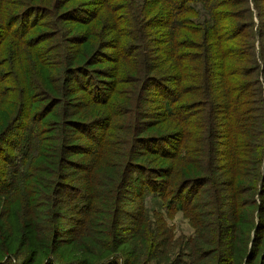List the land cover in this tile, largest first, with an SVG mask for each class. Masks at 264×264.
<instances>
[{"label": "trees", "instance_id": "obj_1", "mask_svg": "<svg viewBox=\"0 0 264 264\" xmlns=\"http://www.w3.org/2000/svg\"><path fill=\"white\" fill-rule=\"evenodd\" d=\"M263 153L264 0H0V264H94L137 238L105 264H228ZM146 193L195 238L142 234Z\"/></svg>", "mask_w": 264, "mask_h": 264}, {"label": "rangeland", "instance_id": "obj_2", "mask_svg": "<svg viewBox=\"0 0 264 264\" xmlns=\"http://www.w3.org/2000/svg\"><path fill=\"white\" fill-rule=\"evenodd\" d=\"M259 18L255 16L254 21L255 25H253V31L257 35V32L259 29L257 28ZM261 22V20H260ZM259 41L256 44V51L257 55H260L261 48L258 45ZM260 164L259 168H261V176L259 180V185H257L256 189L252 191V193H246V194H240V201L243 203L241 205L242 208L239 210L241 212V218H240V226H239V232L237 234V237L234 240V244L230 247V251H228V254L225 256V259L228 261V264H246L247 256L249 255V249L251 247V244L249 243V240H252L254 236L257 234H264V153L262 156H260ZM78 187V185H76ZM76 195V194H75ZM78 197V195H76ZM64 198L66 199V205L68 207H71L74 202V197H69L67 194L64 195ZM249 200L253 202V200L257 201V204L259 206L253 205V209L251 212V209L248 207L249 203H247ZM144 203V213L145 217L149 224H152V228L149 230V232L142 234H147V236H152L151 233L154 231L156 233H159V226L162 225V222L166 223L169 228L172 229L173 239L180 241L182 243H189L191 239H194L196 236V229L192 226L190 219L185 216V214L182 211H178L175 213L174 218H170V215L166 213V207L164 203L155 195L152 193H146L143 198ZM245 203H247L245 205ZM261 206V207H260ZM257 209V211H256ZM66 215L65 217L60 220V226L63 228L68 227L69 225L75 226L74 220H77L80 216L78 213H71V209H64ZM72 217H69V216ZM162 220V222H159ZM207 236L209 235L208 232L205 233ZM262 243L259 247V255L254 259L253 264H260L261 258L264 257V236L262 238ZM140 239H135L133 242L128 243L124 245L123 247H119L117 250V253H113L111 251L106 252L103 251L101 255H97L95 257H92V262H94L97 259L103 258V261L98 264H105L107 260L112 259H118L120 256L119 254H124V251L127 249L131 253L134 252L135 249H137L139 246L137 245ZM200 244H203L201 242ZM17 241L15 245L13 244V247H16ZM66 245H63L65 247ZM204 251L210 250L212 247L208 246H202ZM29 248L21 249L19 251L20 256L17 259L22 260L24 256L29 253ZM213 250V248H212ZM187 252V251H185ZM177 255V254H176ZM53 257V256H51ZM74 257V253H71L69 250L66 251L65 257H63L62 262L64 264H68L69 261ZM172 258H175V254L171 256ZM146 256L143 257V261L140 264H171V262H168L167 259L165 260L164 255H160L157 258H153L148 261H144ZM183 258V259H182ZM31 260H33L34 264H46L47 263V255L45 253H42L40 255H36L35 257L32 256ZM35 260V261H34ZM212 260H214V255L212 257ZM191 259L189 257H184L183 255L179 257L178 261L179 264H189ZM15 262L18 263V260ZM182 262V263H181ZM172 263V264H173ZM195 264V263H194ZM200 264H208L207 261H203Z\"/></svg>", "mask_w": 264, "mask_h": 264}]
</instances>
